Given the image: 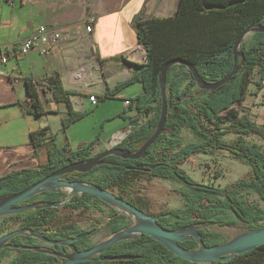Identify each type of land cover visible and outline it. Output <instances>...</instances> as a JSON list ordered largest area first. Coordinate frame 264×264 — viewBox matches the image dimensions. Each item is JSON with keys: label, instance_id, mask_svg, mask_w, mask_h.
Returning a JSON list of instances; mask_svg holds the SVG:
<instances>
[{"label": "trees", "instance_id": "obj_1", "mask_svg": "<svg viewBox=\"0 0 264 264\" xmlns=\"http://www.w3.org/2000/svg\"><path fill=\"white\" fill-rule=\"evenodd\" d=\"M264 25V0H179L173 15L167 17H139L135 21L136 36L145 50L143 63L132 62L124 57V64L134 67L135 72L127 80L108 88L98 95V100L113 96L128 84L140 82L143 91L127 99L128 107L134 110L130 121V131L117 147L129 152L137 151L154 133L159 120L161 92L159 87L160 70L170 59L179 58L193 64L199 76L206 82H217L228 75L234 67L233 46L238 35L252 23ZM238 51L244 63L229 82L215 90L200 88L186 65H172L165 77L167 115L163 131L154 143L137 158H123L108 155L102 164L90 171L76 172L77 180L86 181L111 190L119 197L133 203L143 211L147 201L137 196V202L126 198L130 187L143 177H160L178 180L184 184L179 192L184 198L183 207L164 209L158 223L167 229L176 230L197 222H215L214 226L200 229L202 241L212 246L226 241L216 226H235L242 223L244 229L264 227V207L244 198L240 191L252 190L264 200V147L247 142V135H257L264 140L263 127L251 117L244 100L251 84L256 91L264 86V32H253L240 44ZM241 57L237 58V64ZM28 112L39 115L45 113L40 100L38 85L52 92L57 101L65 102L67 113L61 118L63 128L81 119L85 112L72 107L70 96L75 91L67 90L58 74L46 76L43 80L25 79ZM189 127L199 138L182 145L179 132ZM48 127L30 133V142L36 147L48 145V161L37 167L12 170L0 176V198L18 192L36 183L49 173L69 162L86 160L92 155L94 144L70 150L58 147L55 136L47 134ZM235 134L238 139L228 142L223 137ZM229 152L236 159L250 166V174L232 181L226 187H216L196 182L181 167V164L197 153L215 154ZM67 192L63 189L44 191L28 199L26 203L63 201ZM97 197L88 194H75L66 207L87 209ZM56 207L29 209L14 214L19 228H29L42 232L51 239L74 237L82 233H93L80 229L74 224H57ZM126 215L111 207L104 220L111 233L127 226ZM88 236L76 240L74 246L87 249L92 244ZM16 245L38 246L37 239L18 235L10 239ZM186 249H194L198 241L194 238L179 242ZM42 246V245H41ZM61 252L58 245L42 246ZM10 250L17 253L7 264H60L51 254L34 249L7 248L0 250V263ZM133 255L134 259L109 261L104 255ZM195 264L178 257L162 243L148 235L119 241L109 246L101 255L74 264ZM214 264H264V244L237 254L231 259Z\"/></svg>", "mask_w": 264, "mask_h": 264}, {"label": "crops", "instance_id": "obj_2", "mask_svg": "<svg viewBox=\"0 0 264 264\" xmlns=\"http://www.w3.org/2000/svg\"><path fill=\"white\" fill-rule=\"evenodd\" d=\"M178 4L179 0H0V52L8 55L0 65V176L47 163L48 145L34 147L30 142L31 132L46 127L58 147L75 150L94 141L92 155L120 141L134 115L125 102L142 93V84H128L96 104L89 96L98 97L135 72L113 57L145 61L135 21L171 16ZM89 16L94 18L91 31L85 24ZM41 25L61 34L50 51L41 54L36 47L25 54L17 51V42ZM54 74L65 89L76 92L70 96L72 107L85 112L66 128L61 118L67 105L47 88L38 85L45 113L28 112L25 79L37 82Z\"/></svg>", "mask_w": 264, "mask_h": 264}, {"label": "water", "instance_id": "obj_3", "mask_svg": "<svg viewBox=\"0 0 264 264\" xmlns=\"http://www.w3.org/2000/svg\"><path fill=\"white\" fill-rule=\"evenodd\" d=\"M253 32H264V25L257 22L252 23L246 29H244L236 38L233 46L234 53V67L228 75L223 77L217 82H206L204 81L197 71L195 70L193 64L179 58H173L168 60L160 70L159 87L161 92V106L159 120L154 133L142 144V146L135 152H129L117 147L119 141L115 142L111 147L95 154L91 155L86 160H78L74 162H69L61 168L49 173L41 180L36 183L22 189L13 194L4 196L0 198V216L17 214L27 211L29 209L47 208V207H57L65 205L67 202L71 201L73 195L88 193L91 194L104 203L108 204L110 207L116 209L118 212L128 215L132 218V224L126 226L125 228L112 233L105 240L91 245L87 249L79 250L74 246V242L90 233H82L74 237H67L62 239H51L45 236L42 232L35 231L29 228H18L12 230L2 236H0V250L6 246L12 248H22V249H34L44 253H48L56 256L60 260V264H74L88 260L95 255H101L109 246L117 243L119 241L134 239L142 235H148L153 239L162 243L167 249L173 252L180 258L188 260L193 263L199 262H224L237 254L249 251L260 244H264V227L255 229H242L235 232L229 239L225 242L218 243L212 246L206 245L199 233L200 229H205L215 225V222H197L180 229L170 230L162 227L158 223V219L162 214H150L142 209L138 208L133 203L127 201L126 199L117 196L116 194L110 192L107 189L101 188L90 182L81 180H69L67 174L73 172H87L90 171L95 166L102 164L103 158L108 155H118L123 158L137 159L141 157L145 151L154 143L157 137L161 134L166 123L167 115V102H166V89H165V77L168 69L174 64H184L187 66L189 71L192 73L197 84L200 88L207 90H215L222 86L223 84L230 81L233 75H235L242 64L244 63L243 55L239 53L238 48L242 41L250 36ZM241 57V62L236 65L237 58ZM56 189H63L67 191L66 198L63 201L48 202L40 204L38 202L25 203L28 199L34 195L44 192L53 191ZM18 235H25L34 237L42 241L45 245H58L61 246L63 252H56L51 249H47L38 246H26V245H16L9 244L10 239ZM194 238L198 241L197 248L186 249L181 246L179 242H183ZM64 247L70 249L69 252L64 251ZM133 255H104L103 260L109 261H119L134 259Z\"/></svg>", "mask_w": 264, "mask_h": 264}, {"label": "rangeland", "instance_id": "obj_4", "mask_svg": "<svg viewBox=\"0 0 264 264\" xmlns=\"http://www.w3.org/2000/svg\"><path fill=\"white\" fill-rule=\"evenodd\" d=\"M255 91V84H251L244 100V105L249 109L252 119L263 127L264 87L257 90V92ZM124 134L126 132L120 136V140L125 136ZM179 136L182 140V145L199 140L192 130L186 126L181 128ZM223 138L228 142H235L238 136L235 134H227ZM243 139L264 147V140L260 136L247 135ZM181 167L196 182L216 187H226L232 181L250 174V166L236 159L227 151H221L215 154H193L181 164ZM183 187L184 184L178 180L163 179L160 177H143L130 187L129 194H127L126 198L137 202V196H144L147 201L146 210L150 214H156L164 209L183 207L184 198L179 192ZM109 191L112 192L111 190ZM240 194L248 201H253L259 206L264 207V200L256 192L242 190ZM55 212L57 215V223L53 226H48L49 229L55 230L57 224H74L76 227L87 231L95 228V231L88 238V242L92 245L105 240L112 234L109 227L104 224V220L111 212V207L103 201H95L87 209H74L61 205L56 207ZM13 215L0 216V236L19 228V223ZM125 222L127 226L132 224V218L126 215ZM242 229L244 228L241 222H238L237 225L232 227H215V230L222 233L226 240L235 232ZM37 242L42 246H46L38 239ZM16 253L17 250H10L9 254L3 258L0 264H7L10 258ZM211 263L214 264L213 262H199L197 264Z\"/></svg>", "mask_w": 264, "mask_h": 264}, {"label": "built area", "instance_id": "obj_5", "mask_svg": "<svg viewBox=\"0 0 264 264\" xmlns=\"http://www.w3.org/2000/svg\"><path fill=\"white\" fill-rule=\"evenodd\" d=\"M94 22V18L89 16L85 19L86 30L91 31L92 23ZM61 38V34L59 30L47 27L45 25H41L37 30L32 32L30 35L24 37L23 39L17 42V51L20 53H27L31 48H38L41 54H46L50 51L51 47L55 45L59 39ZM8 55L7 53L0 52V65H3L7 62ZM92 104H96L98 99L94 95L89 96ZM127 105L129 104V100L125 102ZM131 127L129 126L126 134L130 131ZM126 134H124L126 136ZM121 136V134H120ZM124 136V137H125Z\"/></svg>", "mask_w": 264, "mask_h": 264}, {"label": "flooded vegetation", "instance_id": "obj_6", "mask_svg": "<svg viewBox=\"0 0 264 264\" xmlns=\"http://www.w3.org/2000/svg\"><path fill=\"white\" fill-rule=\"evenodd\" d=\"M67 177H68V179L69 180H77V175H76V172H73V173H69V174H67ZM26 203V202H25ZM92 233H90L89 235H88V237L91 235ZM9 244H13V243H11V242H9ZM46 246H48V245H46ZM7 248H12V247H10V246H6ZM62 251L61 252H63V249H61ZM64 251L65 252H69L70 251V249L68 248V247H64Z\"/></svg>", "mask_w": 264, "mask_h": 264}]
</instances>
